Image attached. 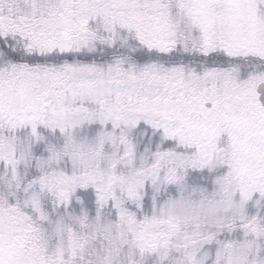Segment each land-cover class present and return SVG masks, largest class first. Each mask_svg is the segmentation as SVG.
<instances>
[{
    "label": "snow or ice",
    "instance_id": "obj_1",
    "mask_svg": "<svg viewBox=\"0 0 264 264\" xmlns=\"http://www.w3.org/2000/svg\"><path fill=\"white\" fill-rule=\"evenodd\" d=\"M0 264H264V0H0Z\"/></svg>",
    "mask_w": 264,
    "mask_h": 264
}]
</instances>
